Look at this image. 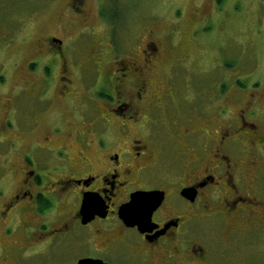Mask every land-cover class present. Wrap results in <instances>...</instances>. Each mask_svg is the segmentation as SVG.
I'll return each mask as SVG.
<instances>
[{
    "label": "flooded vegetation",
    "instance_id": "obj_1",
    "mask_svg": "<svg viewBox=\"0 0 264 264\" xmlns=\"http://www.w3.org/2000/svg\"><path fill=\"white\" fill-rule=\"evenodd\" d=\"M86 2L70 0V12L82 18ZM107 32L104 47L91 25L69 39H46L49 63L57 68L55 89L70 103L77 127H68L63 116L52 117L50 135L24 152L17 182L10 168L0 175L4 185H0V223L4 222L0 264H59L61 254L54 251L63 247L90 252L76 255L71 264L84 259L105 264H264V123L256 117L262 101L259 83L239 92L236 78V87L227 90L235 88L230 95L238 98V109L235 114L222 110L223 124L212 133L192 109L185 115L167 111L170 102L177 106L176 98L183 101L171 79L154 92L144 78L165 59L160 42L150 37L131 57L119 58L116 38ZM191 35H186L188 42ZM188 42L181 40L173 51L184 52L183 43ZM78 49L91 54V71L96 75L89 87L81 79L83 98L72 81ZM103 49L110 55L100 58ZM36 60L27 65L30 75L36 74ZM3 64L0 61V70ZM39 79L14 88L13 105H5L9 116L17 112L14 93L19 89L38 100L44 84ZM53 105L49 98L44 112H51ZM40 115L35 110L36 122L27 129H17L12 118L0 121V146L24 151L19 142L38 133ZM205 124L210 126V121ZM9 131H15V138H9ZM4 155L0 152L1 165L7 161ZM138 192L164 193L162 204L141 228L127 226L119 216L120 208ZM87 196L98 200L94 210L99 215L84 224L81 210Z\"/></svg>",
    "mask_w": 264,
    "mask_h": 264
},
{
    "label": "rangeland",
    "instance_id": "obj_2",
    "mask_svg": "<svg viewBox=\"0 0 264 264\" xmlns=\"http://www.w3.org/2000/svg\"><path fill=\"white\" fill-rule=\"evenodd\" d=\"M69 4L70 0H0V37L5 35L0 40V61L4 62L0 70V93L6 92L0 95V121L12 118L17 129H27L36 122L35 110L42 117L38 133L29 139L24 136L19 142L24 143V151L13 150L10 145L0 146V152L6 153L2 158L7 160L0 164V175L6 174L10 168L17 182L16 170L24 152L30 144L41 142L50 135L52 117L63 116L68 120V127H77L70 103L60 98L59 90L55 89L57 68L49 63L46 39L50 36L69 39L84 25L98 30V42L103 47L108 45L107 31L111 30L116 38L114 44L119 49V58L131 57L133 51L139 50L150 37L160 42L165 59L144 78L152 84L154 92L170 79L174 89H179L183 101L173 100L176 107L170 102L167 109L170 114L177 115L179 110L185 115L192 109L204 123L203 128L208 126L212 133L217 132L223 124L219 115L222 110L235 114L238 109V98L230 95L235 88L227 90L236 87L238 78L239 92H248L253 84L259 83L260 90L257 91L262 101L256 117L259 124L264 123V0H87V10L82 18L70 12ZM186 35H191L194 42H188ZM181 40L188 43H183L184 52L177 53L173 49L175 46L176 50ZM3 43H6L4 48ZM103 51V57L98 53L100 58L110 55L108 50ZM90 58L91 54L80 49L74 54L72 81L79 96L84 92L82 78L88 87L95 84L96 75L91 71L94 61ZM34 59H38L34 63L36 74L30 75L27 65ZM39 78L44 84L38 100L33 101L19 89L14 93L17 112L12 111L9 116L5 105H13L14 88ZM225 97L229 100L226 101ZM49 98L54 100L52 111L44 112ZM91 98H98L95 92ZM79 102L80 98L78 105ZM206 121H210V126L205 124ZM14 132H8L9 138H15ZM0 185L4 188L3 183ZM14 189L15 184L10 191ZM3 228L4 222L0 223V244L4 242ZM210 241L204 238L203 242L210 244ZM68 249L63 247L54 251L56 255L61 254L57 257L59 264H71L76 255L90 254L85 250Z\"/></svg>",
    "mask_w": 264,
    "mask_h": 264
},
{
    "label": "water",
    "instance_id": "obj_3",
    "mask_svg": "<svg viewBox=\"0 0 264 264\" xmlns=\"http://www.w3.org/2000/svg\"><path fill=\"white\" fill-rule=\"evenodd\" d=\"M163 200V192H138L133 195L130 203L120 208V219L127 226H139L140 228L144 227L151 220L153 211H155L162 204ZM97 207H99V203L96 198H92L89 196L84 198L81 210L84 224L91 222L96 215H99V212L94 210V208ZM78 264L105 263L99 260L84 259L79 261Z\"/></svg>",
    "mask_w": 264,
    "mask_h": 264
}]
</instances>
